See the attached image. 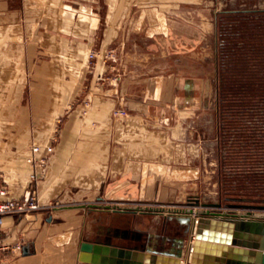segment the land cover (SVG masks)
<instances>
[{"label": "crops", "instance_id": "0c3cea01", "mask_svg": "<svg viewBox=\"0 0 264 264\" xmlns=\"http://www.w3.org/2000/svg\"><path fill=\"white\" fill-rule=\"evenodd\" d=\"M146 3L0 0L1 71H16L10 78L1 75V87L17 86L13 100L21 102L23 86H28L24 100L35 103L30 117L36 120L25 132L32 139L46 134L50 116L61 115L44 165L23 160L29 152L26 138L9 148L0 137V182L15 194L29 186L38 202L33 209L3 215L0 264H96L77 258L79 239H98L88 232L100 228L102 215L128 209L121 205L112 210L96 200L179 202L198 195L202 180L207 187L212 185L208 201L218 200L214 145L208 148L212 156L204 176L192 142H183L180 136L182 101L189 103L192 94L174 93L171 74L154 72V64L150 66L138 52L127 57L124 73L119 71L123 70L119 58L107 61L106 52L124 21L132 31L141 29L144 37L149 33L147 23L159 33L161 15L148 14ZM88 51L94 55L91 61ZM109 68L117 71L107 72ZM84 100L88 105L81 113ZM114 108L124 111L114 113ZM14 109L18 117L16 105ZM39 118L45 120L40 125ZM14 130L22 134L21 128ZM172 214L187 236L184 214Z\"/></svg>", "mask_w": 264, "mask_h": 264}, {"label": "rangeland", "instance_id": "374dc122", "mask_svg": "<svg viewBox=\"0 0 264 264\" xmlns=\"http://www.w3.org/2000/svg\"><path fill=\"white\" fill-rule=\"evenodd\" d=\"M144 1H148L144 4L148 14L156 12L161 15L159 33L154 25L147 23L150 26L147 28L149 33L144 37L141 29L132 31L130 24L124 21L118 37L109 44L112 48L106 52L107 61L119 58L120 67L123 68L119 71L124 73L127 57L138 52L137 55L146 58L150 66L154 64V72L171 74L174 93L182 96L192 94L193 97L189 103L183 98L179 113L182 119L180 136L183 142H192V151L198 153L200 170L204 176L207 173L206 161L212 156L208 148L214 145L218 200L222 204L228 201L264 202V45L255 44V48L248 47L249 51L244 47L234 51L225 48L223 54L220 53L224 41L232 40V37L239 44L244 39L239 34L246 33V27L252 28L255 35L258 34L256 30H264V13L254 11L264 9V0ZM229 8H245L253 12L221 14ZM131 9L130 13H133ZM134 12H138V9ZM261 39L257 38L256 42ZM249 44L252 46V42ZM87 56L88 61L94 59L91 51L87 52ZM111 70L117 71L116 68H109L107 72ZM15 72L12 69L1 71L0 61L1 139L7 141L9 148H13L19 138H26L29 145L44 141L53 144L61 126V115L57 113L50 116L46 134L32 139V135L25 132L26 127H34L36 120L30 117L35 103L24 100L28 86H23L21 102L13 100L15 92L19 91L17 86L7 83L1 87V75L10 78ZM163 91L168 92V87H164ZM15 105L18 117L15 116ZM82 105L80 111L84 113L87 101L84 100ZM116 109L121 108L112 111ZM38 120L39 125L45 121ZM184 127H190L191 130L187 131ZM14 128H21L22 134H14ZM23 157L25 161V154ZM200 183L198 195L184 197L179 202L156 199L96 200L100 204H109L112 210L115 209L111 206L122 208L121 205L128 209L112 215L109 211L103 214L100 228L93 227L88 234L96 235L97 240L107 239L111 243L130 245L134 241L119 233L122 226H128L140 231V246L155 250L172 249L177 240L181 243L187 236L174 214L169 212V216L165 215L168 212L165 208L205 206L201 202H210L207 198L212 185L207 187L206 180ZM78 201L70 199L68 202ZM61 202L65 200L56 204ZM148 207L163 208L160 211L143 209ZM257 211H264V208H257Z\"/></svg>", "mask_w": 264, "mask_h": 264}, {"label": "water", "instance_id": "95a60500", "mask_svg": "<svg viewBox=\"0 0 264 264\" xmlns=\"http://www.w3.org/2000/svg\"><path fill=\"white\" fill-rule=\"evenodd\" d=\"M202 207H166L183 213L187 237L172 249L155 250L81 238L77 258L98 264H264V202H201ZM102 207H109L104 203ZM113 209H122L111 206ZM163 207H148L160 211ZM182 258V263L179 259ZM171 259V260H170Z\"/></svg>", "mask_w": 264, "mask_h": 264}, {"label": "built area", "instance_id": "2783aa9c", "mask_svg": "<svg viewBox=\"0 0 264 264\" xmlns=\"http://www.w3.org/2000/svg\"><path fill=\"white\" fill-rule=\"evenodd\" d=\"M89 54L91 53L89 52ZM123 111V109L114 110L115 113ZM28 149L29 152L25 155V160L31 165H44L48 154L52 150V144L48 141L33 142ZM32 175L33 172L30 171L29 176ZM37 206L38 202L32 188L25 187L20 193L15 194L9 191L5 184H0V222L6 213L24 212ZM15 246L18 247V244Z\"/></svg>", "mask_w": 264, "mask_h": 264}, {"label": "trees", "instance_id": "16d2710c", "mask_svg": "<svg viewBox=\"0 0 264 264\" xmlns=\"http://www.w3.org/2000/svg\"><path fill=\"white\" fill-rule=\"evenodd\" d=\"M254 9H259V8H254ZM252 10L251 9H248L246 10L245 8H229V9H225V11L221 12V14H236V13H248V12H251ZM254 11H259V12H263L264 13V9H259V10H254ZM253 12V11H252ZM252 28L250 27H246V33H240V38L243 36L244 39L242 41H240L239 44L236 43L235 40H233V37H232V40H226L224 41V43L222 44V49H220V53L223 54V49H229L230 51H234V49H239V48H246L247 51H249V48L248 47H254L255 44L257 45H264V30H256V32L258 33L257 35H255V31L253 32L251 30ZM259 39V38H263L261 40H258V42H256V39ZM249 42H252V46L249 44ZM263 47V46H262ZM255 48V47H254ZM239 49V50H241ZM247 53V52H246Z\"/></svg>", "mask_w": 264, "mask_h": 264}, {"label": "flooded vegetation", "instance_id": "af4514ba", "mask_svg": "<svg viewBox=\"0 0 264 264\" xmlns=\"http://www.w3.org/2000/svg\"><path fill=\"white\" fill-rule=\"evenodd\" d=\"M121 235L130 237L134 242L131 243L130 245H136V246H140L139 244V237H140V231L136 230V229H132L131 227L128 226H122V229L119 232ZM107 240V239H106ZM117 244H123V245H129L126 243H117Z\"/></svg>", "mask_w": 264, "mask_h": 264}, {"label": "bare ground", "instance_id": "6f19581e", "mask_svg": "<svg viewBox=\"0 0 264 264\" xmlns=\"http://www.w3.org/2000/svg\"><path fill=\"white\" fill-rule=\"evenodd\" d=\"M171 260V259H170ZM179 262H181V259H179Z\"/></svg>", "mask_w": 264, "mask_h": 264}]
</instances>
